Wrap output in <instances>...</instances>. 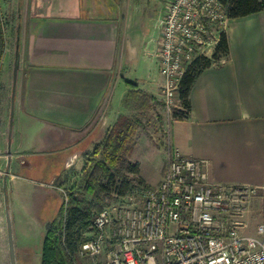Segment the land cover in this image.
Listing matches in <instances>:
<instances>
[{"label":"crops","instance_id":"0c3cea01","mask_svg":"<svg viewBox=\"0 0 264 264\" xmlns=\"http://www.w3.org/2000/svg\"><path fill=\"white\" fill-rule=\"evenodd\" d=\"M35 2L17 37L21 67L10 153L9 128L0 135V225L7 184L12 197L28 202L43 183L21 174L32 166L27 157L57 155L62 170L81 164L121 113L130 116L123 98L132 88L157 99L153 105L166 116L170 142L182 154L206 160L211 181L257 189L245 221L264 211V10L228 18L229 53L198 75L189 113L178 117L163 105L156 57L165 0ZM139 143L159 161L153 173L140 166L138 176L156 186L165 171V145L140 136L128 156L132 161Z\"/></svg>","mask_w":264,"mask_h":264},{"label":"built area","instance_id":"2783aa9c","mask_svg":"<svg viewBox=\"0 0 264 264\" xmlns=\"http://www.w3.org/2000/svg\"><path fill=\"white\" fill-rule=\"evenodd\" d=\"M222 0H165L156 57L163 105L179 107V85L198 56H211L228 21ZM158 185L134 184L94 213L77 257L88 264H264V226L246 234L257 189L209 179L206 160L182 154L166 133ZM63 203L69 193L61 188ZM77 264V262L75 263Z\"/></svg>","mask_w":264,"mask_h":264},{"label":"rangeland","instance_id":"374dc122","mask_svg":"<svg viewBox=\"0 0 264 264\" xmlns=\"http://www.w3.org/2000/svg\"><path fill=\"white\" fill-rule=\"evenodd\" d=\"M35 1L0 0V13L5 23L6 34L5 46L3 48L0 47V135H6L9 128L13 98L14 69L16 65H18V69L21 67L20 54L17 53L16 47L21 20L29 12L30 4L36 5L37 2ZM147 100L148 97L145 95L137 96L128 106L129 115L140 120V124L137 125L134 135L135 143L140 136H143L158 146L166 145V133L168 131V128L164 125L166 116L157 106H146L143 101L146 102ZM178 109L179 107H175L172 109V112ZM11 150H13V145H11ZM92 150L84 153L81 157V164L69 165L65 170H62L61 157H57V155H29L27 159L32 166L23 168L21 174L29 176L34 180L43 181V183L37 184L28 202L20 195L16 199L17 194H14V197H12L9 185L7 184L11 237L14 245L16 264H41L46 224L58 215L59 210L64 204L61 188L69 193L83 186L84 178L82 169L86 162V156L91 154ZM133 155L134 158L136 157L135 161L139 160V165L142 166L145 172L150 171L153 173L159 161L158 156L156 157L142 143H139ZM128 156L129 153L125 151L123 158H128ZM11 166H14L13 163ZM123 171L127 178L131 180V185L137 183L145 184L139 181L137 174ZM52 177L53 179H51ZM22 188L23 186L18 182V189L21 192L23 190ZM86 197L91 199L89 195H86ZM101 197L103 201L94 206L95 212L98 211L97 209L99 207L117 201L116 196L112 192L102 194ZM2 215L4 219L3 224L1 223L0 225V229H3V232L0 231V264H12L5 197ZM246 220L247 226L243 228V231L246 234L260 236L258 226L260 224L264 226V211L257 209L254 211L252 217ZM2 240L6 242L5 245H2ZM76 262L77 264L89 263L88 260H82L79 257H77Z\"/></svg>","mask_w":264,"mask_h":264},{"label":"trees","instance_id":"16d2710c","mask_svg":"<svg viewBox=\"0 0 264 264\" xmlns=\"http://www.w3.org/2000/svg\"><path fill=\"white\" fill-rule=\"evenodd\" d=\"M222 1L229 17H241L264 10V0ZM5 43V23L0 13V47L3 48ZM228 53L229 41L224 30L213 54L198 56L183 75L178 90L181 109L174 111V116L184 117L189 113L190 91L198 75ZM130 84L133 83L130 82ZM143 95L148 97L146 102L143 101L146 106L157 103L154 96L133 88L126 93L123 103L128 107L134 98ZM139 124L138 118L121 113L107 130L104 138L95 144L91 154L86 156L82 169L83 186L69 192L67 205L63 204L58 215L46 224L41 264H75L79 245L85 239V232L92 226L94 206L103 201L101 195L110 192L124 195L131 188V180L127 178L123 170L138 175L140 165L138 161L123 158V153L125 151L130 153L133 150L134 135ZM139 181L143 183L140 177ZM86 195H89L91 199H88Z\"/></svg>","mask_w":264,"mask_h":264},{"label":"water","instance_id":"95a60500","mask_svg":"<svg viewBox=\"0 0 264 264\" xmlns=\"http://www.w3.org/2000/svg\"><path fill=\"white\" fill-rule=\"evenodd\" d=\"M17 53H19L18 44H17ZM18 74V65H16L14 69V85H13V98H12V105H11V114H10V123H9V132H8V151L10 153L11 150V140H12V132H13V118H14V94L16 91V80ZM10 158V154H9ZM6 205H8L7 195H6ZM7 220H8V229H9V243H10V257L11 263L16 264L15 261V253H14V245L11 237V221H10V214L9 209L7 207Z\"/></svg>","mask_w":264,"mask_h":264}]
</instances>
